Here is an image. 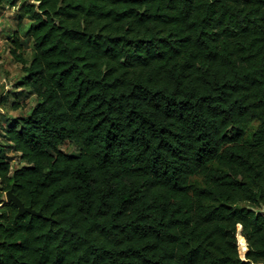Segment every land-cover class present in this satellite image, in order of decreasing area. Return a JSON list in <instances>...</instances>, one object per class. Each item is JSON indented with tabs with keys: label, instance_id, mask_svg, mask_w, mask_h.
Returning <instances> with one entry per match:
<instances>
[{
	"label": "trees",
	"instance_id": "16d2710c",
	"mask_svg": "<svg viewBox=\"0 0 264 264\" xmlns=\"http://www.w3.org/2000/svg\"><path fill=\"white\" fill-rule=\"evenodd\" d=\"M35 2L0 264H264V0Z\"/></svg>",
	"mask_w": 264,
	"mask_h": 264
},
{
	"label": "rangeland",
	"instance_id": "374dc122",
	"mask_svg": "<svg viewBox=\"0 0 264 264\" xmlns=\"http://www.w3.org/2000/svg\"><path fill=\"white\" fill-rule=\"evenodd\" d=\"M13 1L16 2L13 5ZM36 3L35 0H5L0 3V142L6 143L4 130L19 115H26L37 103L36 96L21 85L25 75L23 64L14 57L12 50L14 44L12 39L19 37L24 49L23 57L30 61L33 54V43L28 35L32 20L27 13L28 4ZM1 100H4L2 103ZM20 102V108L15 109L13 105ZM258 123L254 122L252 129L257 128ZM63 150L70 155L78 154V148L70 142L63 146ZM13 168L26 165L20 154L10 151ZM239 244L242 254L246 252V243L239 235Z\"/></svg>",
	"mask_w": 264,
	"mask_h": 264
},
{
	"label": "water",
	"instance_id": "95a60500",
	"mask_svg": "<svg viewBox=\"0 0 264 264\" xmlns=\"http://www.w3.org/2000/svg\"><path fill=\"white\" fill-rule=\"evenodd\" d=\"M7 202L14 203L18 208L17 217L24 216L26 214H31L35 216H43L41 211H37L32 207L26 206L18 196L14 194L12 190L6 192Z\"/></svg>",
	"mask_w": 264,
	"mask_h": 264
},
{
	"label": "built area",
	"instance_id": "2783aa9c",
	"mask_svg": "<svg viewBox=\"0 0 264 264\" xmlns=\"http://www.w3.org/2000/svg\"><path fill=\"white\" fill-rule=\"evenodd\" d=\"M5 202H7L6 193L2 194L0 192V210L3 207Z\"/></svg>",
	"mask_w": 264,
	"mask_h": 264
}]
</instances>
